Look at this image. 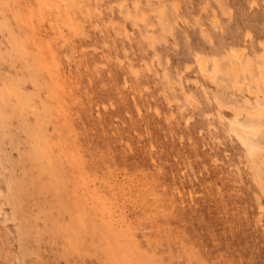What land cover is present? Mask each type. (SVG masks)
<instances>
[{
	"label": "rangeland",
	"instance_id": "rangeland-1",
	"mask_svg": "<svg viewBox=\"0 0 264 264\" xmlns=\"http://www.w3.org/2000/svg\"><path fill=\"white\" fill-rule=\"evenodd\" d=\"M0 89V264H264V0H0Z\"/></svg>",
	"mask_w": 264,
	"mask_h": 264
},
{
	"label": "bare ground",
	"instance_id": "bare-ground-1",
	"mask_svg": "<svg viewBox=\"0 0 264 264\" xmlns=\"http://www.w3.org/2000/svg\"><path fill=\"white\" fill-rule=\"evenodd\" d=\"M20 51V50H19ZM17 54H18V52H16ZM13 56V55H12ZM10 58V57H9ZM11 60V59H10ZM200 63V62H199ZM203 63V62H202ZM216 64V63H215ZM202 67V66H201ZM200 67V68H201ZM205 68V67H204ZM31 71V70H30ZM200 71H201V69H200ZM33 72V71H32ZM1 90V89H0ZM238 126V125H237ZM233 128H234V132H235V136L236 137H238V139L240 140V142L241 143H243L246 147H247V149H249V150H252L253 148H254V144H253V142L251 141V139L248 137V136H246L247 135V131L245 130V129H242V128H238V127H234L233 126ZM257 131V130H256ZM252 135V134H251ZM1 195V194H0ZM1 228V227H0ZM0 231H2L1 229H0ZM21 246V245H20ZM24 249V248H23ZM7 250H8V247H7ZM23 251V250H22ZM10 264H11V262H9Z\"/></svg>",
	"mask_w": 264,
	"mask_h": 264
}]
</instances>
